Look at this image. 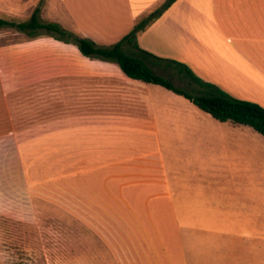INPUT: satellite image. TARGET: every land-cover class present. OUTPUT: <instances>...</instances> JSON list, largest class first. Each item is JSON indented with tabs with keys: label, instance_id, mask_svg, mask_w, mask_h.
Masks as SVG:
<instances>
[{
	"label": "crops",
	"instance_id": "crops-1",
	"mask_svg": "<svg viewBox=\"0 0 264 264\" xmlns=\"http://www.w3.org/2000/svg\"><path fill=\"white\" fill-rule=\"evenodd\" d=\"M164 1L62 4L86 29L82 36L110 45ZM138 44L264 107V0H176L138 36ZM64 45L89 63L63 79L70 89L63 92L62 110L50 97L31 96V125L15 128L12 111L28 84L0 66V214L62 206L64 212L126 215L121 238L113 242V264H168L169 257L174 261L169 246L183 245L181 223L190 222L186 228L193 231L216 230L217 236L224 226L233 231L230 242L244 247L238 258L228 249L230 262L264 264V144H253L250 157L240 153L242 144L221 155L216 148L222 135L235 127L190 120L178 111H166L158 122L152 98L158 85L130 79L116 64ZM38 164L62 166L63 173L40 175Z\"/></svg>",
	"mask_w": 264,
	"mask_h": 264
},
{
	"label": "rangeland",
	"instance_id": "rangeland-1",
	"mask_svg": "<svg viewBox=\"0 0 264 264\" xmlns=\"http://www.w3.org/2000/svg\"><path fill=\"white\" fill-rule=\"evenodd\" d=\"M62 3V0H0V18L23 22L29 19L36 6H40V17L43 22H57L65 29L81 35L86 29L82 31ZM86 63H89V60L82 58L73 47L48 37L31 41L14 29L0 30V66L7 73L28 84L24 89L25 97H20L21 105L19 104L18 110H12L13 115H17L15 128L19 125L21 127L31 125L33 96L43 97L40 100H47V97H50L56 104L54 106L56 111L62 110L63 92L70 89L64 84L63 79L77 75L79 68ZM151 67L156 74L171 80L177 87L188 92L198 88L174 70L165 69L163 64ZM88 84L89 91L95 88V79L89 80ZM153 87V107L158 122L161 114L166 111L168 113L178 111L190 117V120L204 119L212 126L235 127V130L226 131L222 135L221 145L216 148L221 155H224L226 150L232 153L235 145L242 144L246 149L240 153L246 152L250 157L251 149L255 147L253 144H264V137L250 128L216 121L196 108L184 96L160 86ZM72 89H75L74 86ZM5 120L2 119L1 125H4ZM224 139H227V142L230 140V143H223ZM25 167L30 174L31 165L27 164ZM34 168L40 175L63 173L62 166L48 167L38 164L34 165ZM39 210L33 214L8 216L0 214V264H113V254H118V246H114L113 242H117L122 233L119 228L122 224L125 225L126 215H123V218L125 217L123 219L122 216L112 214L110 211L99 214L64 212L62 206ZM181 225L184 228L179 231V237H182L183 245L178 248L175 245L169 246L168 250L169 252L172 250L170 254L174 261L169 257L168 264H241L240 261L230 262L232 256L228 249H234L236 258L241 254V248L244 249L240 243L234 241L231 243L228 239L233 231L222 226L217 230L219 232L217 236L214 235L216 230L187 229L186 226L190 225V222L184 221ZM175 241L173 237L174 244ZM120 249L124 250L122 254L126 258L127 247ZM123 264H127V261Z\"/></svg>",
	"mask_w": 264,
	"mask_h": 264
},
{
	"label": "trees",
	"instance_id": "trees-1",
	"mask_svg": "<svg viewBox=\"0 0 264 264\" xmlns=\"http://www.w3.org/2000/svg\"><path fill=\"white\" fill-rule=\"evenodd\" d=\"M176 0H165L157 9L138 20L132 29L119 41L99 45L93 40L65 29L57 22H43L41 8L36 6L28 20L23 22L0 18V30L14 29L28 39L52 38L58 42L77 47L80 54L90 60L116 64L123 74L133 80L161 86L184 96L199 110L219 122H231L252 128L264 137V108L256 103L233 98L218 86L199 78L185 64L159 58L138 44V36L155 22ZM163 64L174 70L183 79L195 85L197 90L188 92L177 87L171 80L156 74L151 65Z\"/></svg>",
	"mask_w": 264,
	"mask_h": 264
}]
</instances>
